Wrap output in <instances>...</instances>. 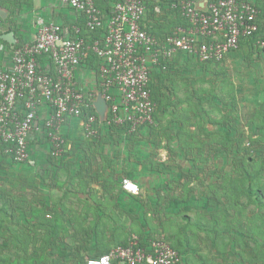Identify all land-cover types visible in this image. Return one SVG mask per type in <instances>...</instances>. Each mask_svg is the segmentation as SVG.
<instances>
[{
	"label": "crops",
	"instance_id": "1",
	"mask_svg": "<svg viewBox=\"0 0 264 264\" xmlns=\"http://www.w3.org/2000/svg\"><path fill=\"white\" fill-rule=\"evenodd\" d=\"M117 1L98 0L97 6L105 14ZM245 1L254 4L258 10L256 22L259 24L258 36L262 38L264 0ZM155 7L159 12L152 11ZM0 10L4 13L0 15V40L4 41L1 39L3 34L12 33L14 43L5 41L11 48L31 42L39 17L60 25L69 33L83 22L81 16L61 0H0ZM181 21L184 25L186 20L179 11L171 9L168 0H148L142 27L155 31L153 37L161 39L182 26ZM256 40H241L237 49L216 63H201L190 56L189 130L195 133L193 140L213 134L222 140H237L245 135L246 127L242 129L244 124L252 127V140L264 139V49L259 44L261 39ZM0 45L6 48L3 42ZM5 54L6 57L0 53V61L4 57L1 66L10 59L7 51ZM180 56L183 58L185 55ZM96 69V61L87 62V66L78 67L75 72V79L86 94H96ZM153 72L164 74L165 71L154 68L151 77ZM164 76L168 82L167 76ZM210 86L214 88L213 91L209 89ZM207 89L209 92L205 91ZM95 97L90 101L97 118L95 140H86L79 121L72 119L61 127L65 143L60 156L51 155L42 131H33L30 135L29 163L15 165L0 155L4 164H0L2 215L9 221V231L17 236L16 247L26 241L22 252L29 253L27 264L46 261L49 264H84L90 257H98L115 247L125 246L131 237L148 241L156 235L166 237L168 234L175 244V230L181 231L182 227H187V221L193 226L190 215L179 217V210L173 208L174 205L163 209L168 204L162 196L173 182L169 183L171 179L164 176L162 166L152 159L151 150L140 143V138L152 125L138 129L141 135L128 133L114 125L108 126L105 122L107 109L104 115H100L95 105L101 99ZM212 110L219 112L222 121L211 120ZM47 112L44 108L40 110L39 129ZM175 127H179V124L175 123ZM255 159L264 165V159L259 154ZM175 169L178 170V167ZM234 175L225 188H232L237 195L243 182L239 181V171ZM249 177L246 184L262 191L261 203L264 206V168L261 166L252 171ZM123 179L136 183L138 194L124 191ZM224 181L226 183L227 180ZM250 199L256 200L252 196ZM166 219L174 221L175 229L170 233L162 228ZM5 230L3 228V233ZM191 230H194V226ZM221 230L226 240L227 231L224 232V227ZM187 234L190 235L189 230ZM180 240L181 248H175H183L180 253L183 264H190V256L194 254L190 252L191 238L190 241L187 238ZM197 244L204 246L202 241ZM200 250L204 252L205 248L195 249L196 253ZM210 251L217 252L213 248Z\"/></svg>",
	"mask_w": 264,
	"mask_h": 264
},
{
	"label": "built area",
	"instance_id": "2",
	"mask_svg": "<svg viewBox=\"0 0 264 264\" xmlns=\"http://www.w3.org/2000/svg\"><path fill=\"white\" fill-rule=\"evenodd\" d=\"M61 1L81 16L82 25L69 33L54 22L37 18L31 42L14 48L7 64L0 67V147L4 146L3 155L18 164L30 162L33 131L43 132L55 157L63 152L61 127L69 120H78L84 138L94 140L97 119L90 103L94 95H100L107 105V125L128 133L153 125L158 105L151 95L152 69L164 70L177 54L201 63L220 62L237 49L241 39L259 30L258 10L245 0H168L188 25L161 39L142 28L148 0H119L107 14L97 7L98 0ZM259 44L264 49V39ZM5 51L0 45V53L6 57ZM90 55L97 63L98 83L96 94L91 95L84 93L75 79L77 68L87 66ZM43 108L48 112L39 129ZM122 188L133 195L139 192L130 179H123ZM181 261L178 252L163 240L140 243L131 237L125 246L89 258L84 264Z\"/></svg>",
	"mask_w": 264,
	"mask_h": 264
},
{
	"label": "rangeland",
	"instance_id": "3",
	"mask_svg": "<svg viewBox=\"0 0 264 264\" xmlns=\"http://www.w3.org/2000/svg\"><path fill=\"white\" fill-rule=\"evenodd\" d=\"M179 56L180 54L175 55L168 62L167 69L163 70L168 82L165 80V84H160L152 77L151 95L153 98V92L158 94L160 101H155L158 105L156 123L142 135L140 143L144 148L151 150L152 159L162 166L164 176L171 179L169 183L173 182L162 196L163 201L168 204L163 209L167 210L169 206L174 205L173 208L179 210V217L190 215L194 230L190 231L193 226L187 221V227H182L181 231L175 230V244L170 241L168 234L166 237L156 235L153 239L163 240L174 248L175 246L181 248L178 243L180 239L187 238L190 241L191 238L190 252L194 254L190 256V264H199L198 261L201 260L199 255L207 261V264H264V206L256 200H251L247 193L246 196L242 193L236 195L232 188L228 190L227 187L225 188L235 176L234 173L239 171L238 163L243 159L240 150L244 147L254 146L260 158L264 159V141H262L264 139L252 140V127L245 124L242 126V129L246 127L245 135L238 138L242 142L238 143L237 148L220 139L217 134L190 139V56L185 55L183 58ZM4 57L0 61V66ZM209 89L214 90L211 86ZM205 91L209 92L208 89ZM166 106L168 109L162 111V107ZM211 113H213L211 120L218 121L219 112L212 110ZM177 121L184 122L180 129L175 127ZM201 130L202 128L200 133L203 132ZM139 131L133 134L141 135ZM0 164H3L2 159ZM14 164L18 165V163ZM175 167H178V170ZM259 167H261L259 162L251 163L250 173ZM226 172L227 174H224ZM3 211L4 208L0 206V218ZM163 223H165L163 230L168 233L174 231L172 219H166ZM223 227L227 229L226 240L220 232ZM2 228L0 225V259H2L0 264H27L29 253L25 251L24 254L21 246L16 247L17 236L11 231L3 233ZM209 229L212 231L209 232ZM188 230L190 235L187 234ZM200 241L203 242L205 250L197 251L199 253L197 256L195 249L199 247L197 242ZM213 247L216 248V253L210 251ZM182 249L175 248L178 252L180 250L179 253H182ZM181 257L180 264H183V256ZM38 264H49V262H38Z\"/></svg>",
	"mask_w": 264,
	"mask_h": 264
},
{
	"label": "trees",
	"instance_id": "4",
	"mask_svg": "<svg viewBox=\"0 0 264 264\" xmlns=\"http://www.w3.org/2000/svg\"><path fill=\"white\" fill-rule=\"evenodd\" d=\"M102 12H103V10L101 9V7H99V6H97ZM178 11V10H177ZM108 12V11H107ZM107 12H105V14H107ZM185 22V21H184ZM181 23H182V21H181ZM182 26L181 27H186L187 25H188V23L187 22H185L184 23V25H183V23L181 24ZM258 27H259V24H258ZM143 28V27H142ZM143 30H145V29H143ZM149 35H151V36H154V34H155V31H153V30H150V31H148V29L147 30H145ZM84 33H85V31H83ZM82 32V34H84ZM172 31H170L169 33H171ZM97 35L98 34H94L93 36H96L97 37ZM259 35V30H258V32L257 33H255L252 37H250V38H243V39H253V40H255V41H257L256 39L257 38H259V39H264V36L261 38V36H258ZM92 36V37H93ZM243 39H241V40H243ZM241 40H240V42H241ZM0 42H3L4 44H6L5 46H6V48H5V50L8 52V54H10L11 55V52L13 51V49L14 48H17V47H19V46H21V44L19 45V44H17V45H14V47L13 48H11V45H9V44H7L5 41H1L0 40ZM9 55V56H10ZM96 60H95V58H94V56H92V55H90L89 57H88V59H87V62L89 63H94ZM162 70V69H161ZM152 77H154L158 82H160V84H164V81H163V79H164V75L162 74V73H158V72H153L152 73ZM165 80V79H164ZM159 87V86H158ZM161 88V87H160ZM153 99H154V101H160V96L158 95V94H156V93H154L153 92ZM169 100H170V97H169ZM169 105L171 104V103H168ZM169 105H167V106H169ZM167 106L166 107H162V111H164L165 112V110H166V108H167ZM168 109V108H167ZM177 110V109H176ZM84 112H85V110H84ZM182 123H184L183 121H177V123L176 124H179V127H176V128H178V129H180V127H181V125H182ZM195 133H192L191 131H190V139L191 138H193ZM226 142L229 144H233V145H235V147L237 148V146H239V144L238 143H241L242 142V140H239V139H237V140H235V139H230V138H227V140H226ZM233 147V146H232ZM3 149H4V146H2V147H0V155H3L2 154V151H3ZM240 149H238V151H239ZM258 152H257V150L254 148V146H252V147H244L243 148V150H240V154L242 155V160H240L239 161V172H240V175H239V181L240 182H243L241 185H240V187H239V189H238V193H242V195H245L246 196V193L247 194H249L250 196H249V198H251V196L253 197V198H256V200L258 201V202H260L261 203V194H262V191L261 190H254L253 188H251V186H250V184H246V182H248L249 181V176H250V168H251V163L253 164H255L257 161H256V156H258V154H257ZM226 154H227V152H226ZM190 155L192 156L193 154H192V150H190ZM3 156H5V155H3ZM5 157H7V156H5ZM7 158H9V157H7ZM245 158H246V160H245ZM10 159V158H9ZM11 160V159H10ZM12 161V160H11ZM12 162H14V161H12ZM15 163V162H14ZM263 168H264V165H261ZM261 168V167H260ZM256 202V201H255ZM2 211V210H1ZM4 215V214H3ZM2 215V217L0 218V225L3 227V228H5L6 230L5 231H8L9 232V228H8V219H7V217L6 216H3ZM3 228H2V231H3ZM209 232H211L212 231V229H209L208 230ZM213 231H215V229L213 228ZM227 231V229L226 228H224V232H226ZM9 236V235H8ZM11 236V235H10ZM222 236H223V234H222ZM13 238V237H12ZM25 244V243H24ZM23 244V245H24ZM5 246V245H4ZM171 247V246H170ZM21 248H22V246H21ZM171 248H173L174 250H175V248L174 247H171ZM202 248H204V247H198V249H202ZM213 249H214V251L216 252V248L215 247H213ZM176 251V250H175ZM176 252H178V251H176ZM213 252V251H212ZM214 253V252H213ZM178 254L180 255V257H181V254L178 252ZM197 255H199V253H197ZM199 259H201L200 261H199V264H207V261H205V259H202L203 257L202 256H200L199 255ZM212 257H214V256H212ZM212 257H211V259H212ZM2 262V259H0V263Z\"/></svg>",
	"mask_w": 264,
	"mask_h": 264
},
{
	"label": "water",
	"instance_id": "5",
	"mask_svg": "<svg viewBox=\"0 0 264 264\" xmlns=\"http://www.w3.org/2000/svg\"><path fill=\"white\" fill-rule=\"evenodd\" d=\"M4 14L1 10H0V15ZM1 39L8 42L9 44H13L14 43V36L12 33L8 32L5 33L1 36ZM101 100L98 101L99 103L97 105H95V110L101 115H104L106 109H107V105L104 102V100L101 98V96H98ZM104 117V116H103ZM102 118V117H101ZM104 120V119H103Z\"/></svg>",
	"mask_w": 264,
	"mask_h": 264
},
{
	"label": "snow or ice",
	"instance_id": "6",
	"mask_svg": "<svg viewBox=\"0 0 264 264\" xmlns=\"http://www.w3.org/2000/svg\"><path fill=\"white\" fill-rule=\"evenodd\" d=\"M128 187H130V188H132L133 190H135V186H134V185L129 184Z\"/></svg>",
	"mask_w": 264,
	"mask_h": 264
},
{
	"label": "clouds",
	"instance_id": "7",
	"mask_svg": "<svg viewBox=\"0 0 264 264\" xmlns=\"http://www.w3.org/2000/svg\"><path fill=\"white\" fill-rule=\"evenodd\" d=\"M127 183V182H126Z\"/></svg>",
	"mask_w": 264,
	"mask_h": 264
}]
</instances>
